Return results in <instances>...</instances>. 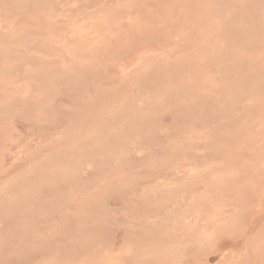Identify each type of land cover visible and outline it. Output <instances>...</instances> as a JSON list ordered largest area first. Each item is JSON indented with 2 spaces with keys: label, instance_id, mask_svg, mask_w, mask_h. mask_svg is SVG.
<instances>
[{
  "label": "rangeland",
  "instance_id": "1",
  "mask_svg": "<svg viewBox=\"0 0 264 264\" xmlns=\"http://www.w3.org/2000/svg\"><path fill=\"white\" fill-rule=\"evenodd\" d=\"M0 264H264V0H0Z\"/></svg>",
  "mask_w": 264,
  "mask_h": 264
}]
</instances>
